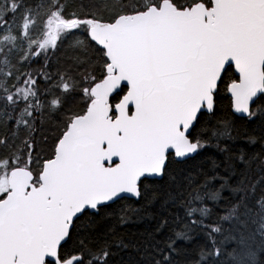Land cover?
Here are the masks:
<instances>
[{
    "label": "snow or ice",
    "instance_id": "snow-or-ice-1",
    "mask_svg": "<svg viewBox=\"0 0 264 264\" xmlns=\"http://www.w3.org/2000/svg\"><path fill=\"white\" fill-rule=\"evenodd\" d=\"M0 264H264V0H0Z\"/></svg>",
    "mask_w": 264,
    "mask_h": 264
},
{
    "label": "trees",
    "instance_id": "trees-1",
    "mask_svg": "<svg viewBox=\"0 0 264 264\" xmlns=\"http://www.w3.org/2000/svg\"><path fill=\"white\" fill-rule=\"evenodd\" d=\"M200 159H201L200 157H197L196 161H194L193 163L199 162ZM147 226H148V223L143 222V223L136 224V225H129L126 230L134 235H138L139 233L143 232Z\"/></svg>",
    "mask_w": 264,
    "mask_h": 264
}]
</instances>
